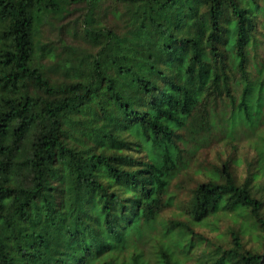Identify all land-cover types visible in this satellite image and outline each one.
I'll return each mask as SVG.
<instances>
[{
  "label": "trees",
  "instance_id": "16d2710c",
  "mask_svg": "<svg viewBox=\"0 0 264 264\" xmlns=\"http://www.w3.org/2000/svg\"><path fill=\"white\" fill-rule=\"evenodd\" d=\"M68 1L0 0V264H186L196 247L197 264H264V0H95L114 25L85 17L87 46L46 37L37 59L36 13Z\"/></svg>",
  "mask_w": 264,
  "mask_h": 264
},
{
  "label": "rangeland",
  "instance_id": "374dc122",
  "mask_svg": "<svg viewBox=\"0 0 264 264\" xmlns=\"http://www.w3.org/2000/svg\"><path fill=\"white\" fill-rule=\"evenodd\" d=\"M90 0H75V1H68L61 3V7H59L57 10H54L51 14H47L48 11L44 12H37L35 15V21L33 26V37H35L36 41V51L35 56L38 59L43 50L41 49V46L43 45L44 40H46V37H50L51 40L55 41L58 37L63 38V40H66V42L69 44L72 41L79 40V46L82 47L84 44L87 46L86 41L83 39V35L80 34V30L85 31V25L82 24L85 17L90 21L91 17H95L98 20L99 15L103 16L105 15V20L101 22L102 25L111 24L114 25V21H116L117 14L113 12L112 7H107L109 4L108 1L103 3L95 2V0L91 3H89ZM116 15V16H115ZM264 22V14L259 15V21ZM80 26V27H79ZM89 26H94V23L89 24ZM95 27V26H94ZM64 31L62 32V30ZM78 30V34H76L74 31ZM260 32L264 33V24L260 25ZM74 33V34H73ZM72 35H75L74 37ZM259 60L262 61V64L264 66V46L261 47L259 50ZM245 147L250 150V155L257 156V152L254 148L251 147V144L248 142H245L243 140ZM205 148H203V153H205L209 160L213 159L214 161L217 158H225L227 148H225L224 143L220 142L219 139H214L209 142L204 143ZM200 168V163L196 162L193 164V169L189 171L190 178H187V185L188 187H192L197 181L203 180V173L201 171H197ZM239 175H243V170H239ZM262 185H264V178L261 180ZM187 191H183L179 197L182 199H185ZM260 198L264 200V191L261 190L258 194ZM175 207L172 209H167L163 212L161 219L170 217L174 211ZM230 208L228 207V210ZM230 215H227L222 218H220L217 222L213 221V223H216L215 227H217V230L213 231L210 228L206 227L204 232H206L210 237H213L215 235L224 234L227 232V228L230 225L234 224V215L232 213H229ZM234 218V219H233ZM237 226L241 225L242 223H252L253 221H250V218L247 215L240 216L239 218H236ZM202 227L200 228V230ZM263 233V232H261ZM258 234H260L259 229H256L255 226L249 230L245 235H243V241L245 242L246 246L249 248L257 249L261 245L260 239H257ZM201 247L194 248V258L186 264H197L200 258L201 253Z\"/></svg>",
  "mask_w": 264,
  "mask_h": 264
}]
</instances>
